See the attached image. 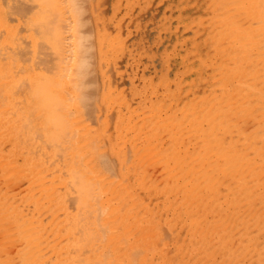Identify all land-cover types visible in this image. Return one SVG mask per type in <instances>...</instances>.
Returning a JSON list of instances; mask_svg holds the SVG:
<instances>
[{
	"label": "bare ground",
	"instance_id": "1",
	"mask_svg": "<svg viewBox=\"0 0 264 264\" xmlns=\"http://www.w3.org/2000/svg\"><path fill=\"white\" fill-rule=\"evenodd\" d=\"M0 264H264V0H0Z\"/></svg>",
	"mask_w": 264,
	"mask_h": 264
}]
</instances>
